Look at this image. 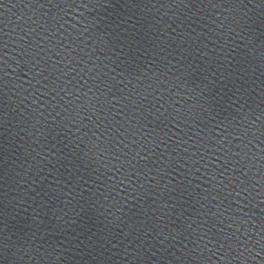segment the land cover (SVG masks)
Wrapping results in <instances>:
<instances>
[{
	"label": "water",
	"instance_id": "obj_1",
	"mask_svg": "<svg viewBox=\"0 0 264 264\" xmlns=\"http://www.w3.org/2000/svg\"><path fill=\"white\" fill-rule=\"evenodd\" d=\"M93 94L143 157L111 215L70 163ZM262 113L261 0H0V264H264Z\"/></svg>",
	"mask_w": 264,
	"mask_h": 264
},
{
	"label": "snow or ice",
	"instance_id": "obj_2",
	"mask_svg": "<svg viewBox=\"0 0 264 264\" xmlns=\"http://www.w3.org/2000/svg\"><path fill=\"white\" fill-rule=\"evenodd\" d=\"M89 2H91V0H89ZM96 2L99 3L100 0H96ZM171 2L172 4H184L185 0H171ZM261 3L264 4V0H261ZM136 70L140 71L138 66ZM62 75H66V73H62ZM57 79H59V77H57ZM112 79L115 80V77H112ZM137 80L139 81V76H137ZM182 83H186V81H182ZM177 87H180V85L178 84ZM61 91H64L66 95H71V92H68L66 88L61 89ZM91 91L92 89L89 88V92ZM97 91H100L98 85ZM57 95H59V93H57ZM101 95H103V93H101ZM136 95H140L139 92H137ZM93 96L95 97V94H93ZM76 98L80 99L79 95H77ZM52 99H55V96H53ZM141 99H143V97ZM133 102L135 103V101ZM179 103V100L173 101V104ZM98 104H100V99L99 97H95L94 103L89 100L88 102H86V105L76 104L75 109H73L72 111H69L67 107L64 108V111L68 112V115L72 117V126L76 127L77 132L81 131V127L77 126V117H79V125L83 128L87 129V124L84 123L85 121H87L93 124L99 130V135H97L96 131H92L91 135H89V131L86 130L83 132V138L76 137V147L79 149L81 155H77L74 152H70V155L75 157L70 161V163L72 164L73 168L76 169L77 172L87 169L91 164L100 165V167H97L95 169L96 172H100V168L102 167H109L115 169L112 175L106 178L107 182L101 181L99 176L96 177L95 181H92L91 178L84 179L83 176L79 178L86 185L90 183L97 184L96 190L92 192V195L96 196V200H86L85 203L91 205L97 203L98 201H101L102 199L101 206L103 207L104 205H107V214L111 215L112 209H116L117 211L120 210V205L122 203L120 199V192L123 191L122 186L125 184V180H131V176L128 174V172H122L121 170L125 168V165H128L131 168H135L136 164L134 162L137 160V157H140V151H137L135 155L129 157L128 145L123 140L124 133H113L112 128L110 127L111 122L105 124L107 117H105L104 120H102L100 116H96L95 119H93L92 111L93 109L97 108ZM241 107H243V105H241ZM53 108H55V105H53ZM76 109H79V111H76ZM157 111H159V109H157ZM174 111L177 113V115L181 114V110L179 107L174 108ZM73 112L75 113V115H73ZM82 113L86 114L82 115ZM59 115L60 114L57 113V116ZM262 115H264V113H262ZM257 119H259V117H257ZM101 125H103V128H101ZM67 126V124L64 125V127ZM247 131V129H244L241 135H246ZM261 131L262 134H264V124H262ZM116 134L120 135L121 139L118 142L113 143V139ZM228 134L231 135V133ZM101 137H104L103 141L101 140ZM237 138L239 139V137ZM69 142L71 143V141ZM81 145H83V147H81ZM141 151H143V149H141ZM185 151H187V149H185ZM89 153H92L95 156L94 160L89 158ZM122 157L124 158L123 161L121 159ZM140 158L142 159L143 157ZM41 159H43V157H41ZM65 159H68V157L66 156ZM113 161L115 163H113ZM69 175L75 177V173H73L71 170L69 171ZM101 175H103V173H101ZM57 183H60V181H57ZM69 185H71L69 191L74 193V190L78 186V184H72L71 181H67L65 186L68 187ZM237 187L239 188L240 186L237 185ZM89 190L91 191V189ZM64 195L67 197L68 193L65 192ZM237 195L239 196L240 193L237 192ZM72 198L74 199L75 195H73ZM71 202V199L67 200L68 205H71ZM2 251L3 248L0 247V252Z\"/></svg>",
	"mask_w": 264,
	"mask_h": 264
}]
</instances>
